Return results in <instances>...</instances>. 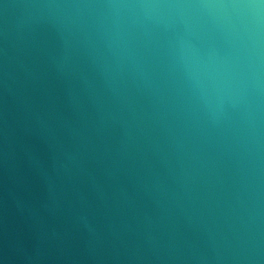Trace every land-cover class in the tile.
<instances>
[{"label": "clouds", "instance_id": "clouds-1", "mask_svg": "<svg viewBox=\"0 0 264 264\" xmlns=\"http://www.w3.org/2000/svg\"><path fill=\"white\" fill-rule=\"evenodd\" d=\"M264 264V0H0V264Z\"/></svg>", "mask_w": 264, "mask_h": 264}, {"label": "water", "instance_id": "water-1", "mask_svg": "<svg viewBox=\"0 0 264 264\" xmlns=\"http://www.w3.org/2000/svg\"><path fill=\"white\" fill-rule=\"evenodd\" d=\"M5 264H10V262L8 260H5Z\"/></svg>", "mask_w": 264, "mask_h": 264}]
</instances>
